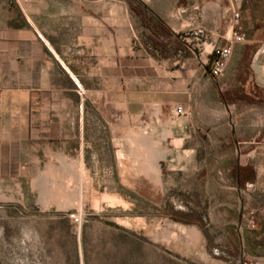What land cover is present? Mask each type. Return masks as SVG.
<instances>
[{
    "label": "crops",
    "instance_id": "crops-1",
    "mask_svg": "<svg viewBox=\"0 0 264 264\" xmlns=\"http://www.w3.org/2000/svg\"><path fill=\"white\" fill-rule=\"evenodd\" d=\"M236 10L247 41L213 78L206 60ZM199 26L201 48L179 39ZM263 40L264 0H0V204L31 190L65 206L117 195L132 157L139 182L172 203L240 206L239 259L264 261ZM173 41L187 63L193 52L182 90L155 87L152 58L133 48Z\"/></svg>",
    "mask_w": 264,
    "mask_h": 264
},
{
    "label": "rangeland",
    "instance_id": "rangeland-1",
    "mask_svg": "<svg viewBox=\"0 0 264 264\" xmlns=\"http://www.w3.org/2000/svg\"><path fill=\"white\" fill-rule=\"evenodd\" d=\"M140 47L152 58L148 64L153 72L147 73L155 87L182 90L176 83L182 78L177 70L183 67L185 75L192 70L193 52L187 63L185 48L175 41L166 48L133 45ZM206 65L208 72L211 58ZM133 74L127 72L130 83ZM197 78L196 72L186 76L191 84ZM132 160H126L125 185L117 195H93L85 204L65 206L56 204L60 197L54 190L41 197L31 190L24 204H0V264L244 262L238 255L235 225L240 206H232L230 212L227 206L172 203L165 192L156 194L149 182H139ZM233 162L234 158H222L223 167ZM201 164L200 158L191 163ZM222 177L227 181L229 173L223 171ZM76 217L81 218L80 225ZM249 260L255 259H245Z\"/></svg>",
    "mask_w": 264,
    "mask_h": 264
},
{
    "label": "built area",
    "instance_id": "built-area-1",
    "mask_svg": "<svg viewBox=\"0 0 264 264\" xmlns=\"http://www.w3.org/2000/svg\"><path fill=\"white\" fill-rule=\"evenodd\" d=\"M230 25L231 34L227 38L226 43L222 46H217L210 57V73L213 78H220L224 75L227 65L233 55L235 46L247 41L246 34L241 30V13L238 10L232 13ZM208 36L209 34L207 30L204 27L199 26L192 29L188 33L180 34L179 39L185 41L189 38H192L195 41L197 48H201ZM260 51H264V40L260 43L259 52ZM174 113L176 115H182L186 112L181 105H176L174 107ZM74 221L78 225L81 224V218L79 217H76ZM243 264H264V261L255 259L244 261Z\"/></svg>",
    "mask_w": 264,
    "mask_h": 264
},
{
    "label": "trees",
    "instance_id": "trees-1",
    "mask_svg": "<svg viewBox=\"0 0 264 264\" xmlns=\"http://www.w3.org/2000/svg\"><path fill=\"white\" fill-rule=\"evenodd\" d=\"M230 99H232V97H228L225 95V100L228 102Z\"/></svg>",
    "mask_w": 264,
    "mask_h": 264
}]
</instances>
